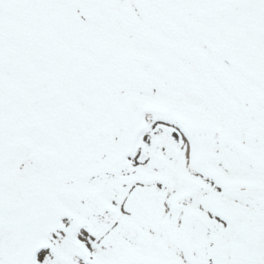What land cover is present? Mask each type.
<instances>
[{"label": "snow or ice", "instance_id": "6c2138e0", "mask_svg": "<svg viewBox=\"0 0 264 264\" xmlns=\"http://www.w3.org/2000/svg\"><path fill=\"white\" fill-rule=\"evenodd\" d=\"M0 264H264V0H0Z\"/></svg>", "mask_w": 264, "mask_h": 264}]
</instances>
